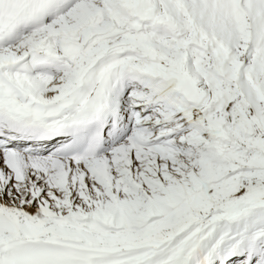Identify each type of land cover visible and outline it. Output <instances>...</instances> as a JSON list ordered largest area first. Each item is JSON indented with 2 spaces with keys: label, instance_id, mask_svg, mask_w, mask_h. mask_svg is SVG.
Here are the masks:
<instances>
[{
  "label": "snow or ice",
  "instance_id": "1",
  "mask_svg": "<svg viewBox=\"0 0 264 264\" xmlns=\"http://www.w3.org/2000/svg\"><path fill=\"white\" fill-rule=\"evenodd\" d=\"M0 264H264V0H0Z\"/></svg>",
  "mask_w": 264,
  "mask_h": 264
}]
</instances>
